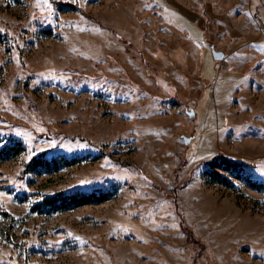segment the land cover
I'll use <instances>...</instances> for the list:
<instances>
[{
    "label": "rangeland",
    "instance_id": "1",
    "mask_svg": "<svg viewBox=\"0 0 264 264\" xmlns=\"http://www.w3.org/2000/svg\"><path fill=\"white\" fill-rule=\"evenodd\" d=\"M54 1L115 34L52 0H0V147L25 146L0 156V264H264V0ZM41 153L61 165L23 175ZM218 154L260 187L207 178Z\"/></svg>",
    "mask_w": 264,
    "mask_h": 264
},
{
    "label": "trees",
    "instance_id": "2",
    "mask_svg": "<svg viewBox=\"0 0 264 264\" xmlns=\"http://www.w3.org/2000/svg\"><path fill=\"white\" fill-rule=\"evenodd\" d=\"M53 7L55 10H68V9H78L76 3H71L69 1H54L52 0ZM80 11L81 18L88 24H92L102 28L110 34H115L108 26H105L99 18L94 17L90 13L86 11ZM25 152V146L22 142L18 140H14L9 138L4 140V143L0 147V156L8 157L10 154H19ZM68 159L64 157L62 163H67ZM207 165V178H210L215 184L225 187H233V181H243L252 188H259L260 186L250 181V178L247 176H243V169L248 166H239L232 160L225 158L222 154L215 155L211 160L204 162ZM61 165V162L55 156L48 158L44 153L36 155L28 160V162L24 165V169L22 170V174H30L31 172H36L38 170H54L57 169ZM215 169L221 171L222 173H226V176H222L218 172H215ZM178 192V190H176ZM109 197V193L101 190H97L91 193H64V194H55L48 198H45L41 201V205L50 209V211H63L67 209H72L76 207H81L89 204H100L105 201ZM171 202L172 212L175 216V220L182 231V233L186 236V240L194 247L196 255L198 256L199 251H201V244L199 241L193 237L192 232L187 230L185 225L183 224V219L181 215L180 208L176 204V198L174 201L173 197H168ZM190 236V237H189ZM199 243V244H198ZM194 264H196V259H193Z\"/></svg>",
    "mask_w": 264,
    "mask_h": 264
},
{
    "label": "water",
    "instance_id": "3",
    "mask_svg": "<svg viewBox=\"0 0 264 264\" xmlns=\"http://www.w3.org/2000/svg\"><path fill=\"white\" fill-rule=\"evenodd\" d=\"M210 50L214 61L220 62L221 60H223L224 58L223 52L217 51L213 47H211ZM186 114L188 115L189 119H192L194 117V110L191 109L190 111L186 112ZM183 140H184V144L187 145L190 142L191 137L190 138L184 137Z\"/></svg>",
    "mask_w": 264,
    "mask_h": 264
},
{
    "label": "snow or ice",
    "instance_id": "4",
    "mask_svg": "<svg viewBox=\"0 0 264 264\" xmlns=\"http://www.w3.org/2000/svg\"><path fill=\"white\" fill-rule=\"evenodd\" d=\"M45 3H47V0H45Z\"/></svg>",
    "mask_w": 264,
    "mask_h": 264
}]
</instances>
